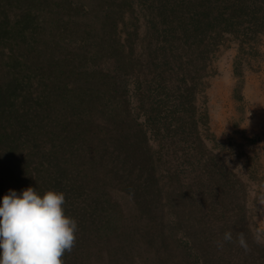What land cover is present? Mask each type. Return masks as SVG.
<instances>
[{
	"label": "trees",
	"instance_id": "trees-1",
	"mask_svg": "<svg viewBox=\"0 0 264 264\" xmlns=\"http://www.w3.org/2000/svg\"><path fill=\"white\" fill-rule=\"evenodd\" d=\"M263 31L264 0H0V198L64 193V264H264L199 113L224 37Z\"/></svg>",
	"mask_w": 264,
	"mask_h": 264
},
{
	"label": "rangeland",
	"instance_id": "rangeland-1",
	"mask_svg": "<svg viewBox=\"0 0 264 264\" xmlns=\"http://www.w3.org/2000/svg\"><path fill=\"white\" fill-rule=\"evenodd\" d=\"M199 105L209 128L200 132L246 185L250 224L264 243V31L248 41L224 37L202 79Z\"/></svg>",
	"mask_w": 264,
	"mask_h": 264
},
{
	"label": "clouds",
	"instance_id": "clouds-1",
	"mask_svg": "<svg viewBox=\"0 0 264 264\" xmlns=\"http://www.w3.org/2000/svg\"><path fill=\"white\" fill-rule=\"evenodd\" d=\"M62 192L47 190L42 195L32 187L19 194L9 190L0 198V264H64L62 257L76 242L77 222L65 215ZM259 239V237H257ZM237 243L250 251L243 232L225 231L216 242Z\"/></svg>",
	"mask_w": 264,
	"mask_h": 264
}]
</instances>
